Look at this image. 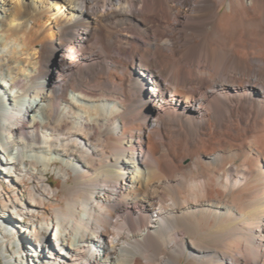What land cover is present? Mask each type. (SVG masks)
<instances>
[{
	"label": "bare ground",
	"instance_id": "obj_1",
	"mask_svg": "<svg viewBox=\"0 0 264 264\" xmlns=\"http://www.w3.org/2000/svg\"><path fill=\"white\" fill-rule=\"evenodd\" d=\"M262 35L264 0H0V178L34 183L0 235L23 263L264 264ZM49 172L80 191L37 223Z\"/></svg>",
	"mask_w": 264,
	"mask_h": 264
},
{
	"label": "rangeland",
	"instance_id": "obj_2",
	"mask_svg": "<svg viewBox=\"0 0 264 264\" xmlns=\"http://www.w3.org/2000/svg\"><path fill=\"white\" fill-rule=\"evenodd\" d=\"M243 32L240 34L241 36H252L245 31ZM32 181L33 180L28 177L19 179L18 182H16L14 178H12V180L7 179L6 177L0 178V204L3 203L8 205L16 202L20 203L22 200L27 199L29 194L33 191L34 183ZM47 182L54 190L57 191V195L49 201H46L45 208L34 215V219L37 223L43 222L45 217L49 220L52 215L58 212H64L65 214L68 211L67 202L71 199V197H76L77 193L75 194V192L80 191L79 188L75 186L76 183H78V180H76L73 173H71V178L68 181H65L60 178L57 173L49 172ZM83 192H80V196L78 195L77 197L83 199ZM57 210L58 212H56ZM28 219L29 218L26 220L29 221ZM226 230V226H220L214 230L205 232L203 237L208 244L214 246L218 242H221L219 240L224 239V235H221L220 233H223ZM11 233L10 235H7V237L0 235V264H24L23 258L27 257L26 244L19 237H17V235H15L16 232L14 233V231H12ZM3 252H5V255H3ZM19 256L22 258L20 259L21 262L19 261ZM180 264H198V262L194 259L181 258Z\"/></svg>",
	"mask_w": 264,
	"mask_h": 264
}]
</instances>
